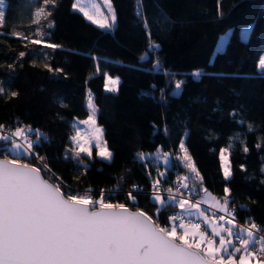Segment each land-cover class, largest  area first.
<instances>
[{
  "label": "trees",
  "instance_id": "trees-1",
  "mask_svg": "<svg viewBox=\"0 0 264 264\" xmlns=\"http://www.w3.org/2000/svg\"><path fill=\"white\" fill-rule=\"evenodd\" d=\"M39 3L6 0L7 23L0 33L19 31L34 37L36 26L30 25L31 13ZM72 3L58 0L52 9L54 28L49 42L62 46L55 51L20 37L0 35V81L6 89L0 94V123L9 129L21 123L31 125L48 136L49 142L36 147L35 152L46 157L55 173L57 179L51 182L62 181L73 190L71 194L91 188L94 199L99 198L100 189H115L118 185L113 203H127L131 209L139 208L154 218L157 205L151 202L148 191L158 172L151 164L146 168L145 163L136 160L138 152H153L159 146L164 152L177 153L180 139L185 138L204 177V187L222 199L225 182L219 150L231 143L234 177L228 187L237 207L236 218L250 217L264 228V173L260 171L264 147H255L264 141V77L256 69L264 53V0H221L222 17L217 14V0H143L150 37L143 27L144 18L135 15L136 0H113L117 13L114 33L99 30L73 10ZM161 13L169 18L167 22ZM41 23L46 25L48 21ZM249 25L254 28L245 43L241 31ZM227 28L231 34L226 52L214 57L219 35ZM44 30L48 31L46 27ZM150 42L159 44L160 50L148 61H139ZM21 51L26 55L18 60ZM36 57L62 72L49 73L35 62ZM157 59L165 71L177 75L154 72L152 65ZM14 62L15 70L10 73L7 65ZM133 65L140 70H134ZM195 70L203 73L199 80L189 75ZM104 72L120 78L118 93L105 91ZM176 80L184 81V85L181 94L172 97L169 94ZM166 83L164 96L169 102L165 106L159 99ZM12 91L18 95L11 97ZM89 92L99 110L97 123L104 128L105 140L114 155L111 162L94 155L91 160L84 157L88 167H75L71 160L64 159L69 148L70 121L88 115L85 100ZM233 110L239 115L232 117ZM241 118L242 125L236 123ZM248 124L254 127L252 132H248ZM153 125L159 134H154ZM237 133L249 148L247 154L239 141L230 140ZM5 155L0 152V157ZM24 162L38 165L35 158ZM241 164L245 170H241ZM181 168L168 171L162 184L181 174ZM134 184L142 192L134 193L137 203L132 205L126 195ZM174 208L170 206L159 214L161 225L166 224Z\"/></svg>",
  "mask_w": 264,
  "mask_h": 264
},
{
  "label": "snow or ice",
  "instance_id": "snow-or-ice-1",
  "mask_svg": "<svg viewBox=\"0 0 264 264\" xmlns=\"http://www.w3.org/2000/svg\"><path fill=\"white\" fill-rule=\"evenodd\" d=\"M57 3L58 0H40L39 6L35 7L30 21V25L36 26L34 37L24 36L19 31L0 35L20 37L53 51L61 48V45L49 42L54 28L50 17ZM220 4L221 0H217V14L222 17ZM102 5L103 8L92 3L93 11H89L80 0H74L72 9L82 13L102 32L114 33L117 13L113 0H102ZM135 15L138 19L144 18L143 27L150 37V21L145 16L143 0H136ZM161 15L164 22L169 20L163 13ZM45 20L48 23L42 25L41 22ZM6 23V0H0V28ZM45 27L48 31L44 30ZM253 28L254 25H249L242 30V42H248ZM230 34L231 30L218 41L214 57L226 52ZM159 50V44L150 42L138 59L146 62L152 53ZM25 55L21 51L18 60ZM44 55L47 56V52ZM44 67L49 73L62 72L61 68L53 69L49 63H45ZM7 68L10 73L14 72L15 62L8 64ZM133 69L140 70L136 65H133ZM256 69L264 77V54L259 56ZM152 70L158 74L177 75L165 71L159 59L153 63ZM189 75L199 80L203 73L194 71ZM103 76L105 91L118 93L120 78H113L108 72H104ZM183 85L184 81L176 80L169 95H180ZM167 86L166 83L160 89L159 102L165 106L169 102L164 96ZM152 87L155 88V85ZM5 91L4 82L0 81V94ZM17 95L15 91L10 93L11 97ZM86 107L88 116L78 121V124L87 127L84 130L76 127L75 134L70 137L73 146L66 149L64 154L65 161L71 160L75 167L84 168L88 167L84 157L93 159V147L95 157L102 161L111 162L114 155L105 140L104 128L97 123L99 110L91 92L87 96ZM230 115L235 117L239 112L233 110ZM236 123L242 125L243 118ZM153 130L154 134L160 132L155 125ZM247 130L252 132L253 125L248 124ZM163 131L164 135L168 134L166 128ZM187 135L185 130V137ZM239 136L237 133L230 140L239 141L243 145V152L247 154L249 148L245 141L239 140ZM44 142H49L48 136L31 125L21 123L9 129L0 123V152L7 153L0 158V264H252L253 261L264 264V258H261L264 256V228L254 220L246 221L245 225L236 220L237 207L234 206V198L228 187L234 177L230 159L233 144L219 150L220 168L225 182L222 199L204 187V177L186 147L185 138L180 139L178 153L164 152L159 146L156 152H138L135 159L145 163L146 168L151 164L158 172V178L152 180L151 202L157 205L154 218L139 208L133 211L127 203H113V192L119 193L118 185L115 189H100L99 198L94 199L91 188L84 194H71L73 190L62 181L52 183V180L57 179L55 173L51 172L46 157L35 152V148ZM255 147L261 149L264 141L258 142ZM8 156L13 158L9 159ZM31 158L37 159L38 165L24 162ZM161 162L165 171H159ZM177 166H182L186 170L185 174H177L173 182L177 186L162 189L167 172ZM240 168L245 170V165L241 164ZM260 171L264 173V163ZM148 175L151 176V173ZM261 183L264 184V180ZM140 191L138 185H132L126 195L127 201L135 205L137 198L134 193L139 194ZM163 193L167 194L166 197ZM200 193L203 195L199 199H192ZM202 204L209 205V208H202ZM170 206L181 211L169 216L168 225H161L158 222L159 214ZM207 212H211V220ZM196 219L201 222H195ZM202 225L210 228L211 234ZM234 241L238 242V247Z\"/></svg>",
  "mask_w": 264,
  "mask_h": 264
},
{
  "label": "rangeland",
  "instance_id": "rangeland-1",
  "mask_svg": "<svg viewBox=\"0 0 264 264\" xmlns=\"http://www.w3.org/2000/svg\"><path fill=\"white\" fill-rule=\"evenodd\" d=\"M73 2H74V0H73ZM80 3H81L83 6L87 7L89 11H93V9L91 8V4H92V3H97L98 5L101 6V8H103L102 0H80ZM76 11H78V10H76ZM246 28H247V27H246ZM230 30H231L230 28H227L224 32H222V33L219 35L218 41H220V39H221L223 36H225L226 33H229ZM243 30H244V28H243ZM241 32H242V31H241ZM218 41H217V43H216V47H217ZM25 42H27V41H25ZM216 47H215V50H216ZM215 50H214V52H215ZM263 54H264V53H263ZM35 62L38 63V64H41V65H44V60H43L42 58H38V57H36ZM195 71H199V70H195ZM113 78H116V77H113ZM87 96H88V95H87ZM87 96H86V100H85V105H86V102H87ZM88 111H89V110H88ZM87 116H88V115H87ZM87 116L84 117V118H74V119H72V120L70 121L71 134H70V136H69V148H71V147L73 146V145L71 144L70 137H71L72 135L75 134V129H76V127H79V128L82 129V130L86 129L87 126L78 124V121L86 119ZM34 138H35V137H34ZM34 138H33V139H34ZM178 149H179V148H178ZM153 152H156V150L153 151ZM145 153H149V152H145ZM177 153H178V152H177ZM93 155L95 156V148H94V147H93ZM11 157H12V156H11ZM97 158H98V157H97ZM99 159H100V158H99ZM181 167H182V166H181ZM159 171H165V168L162 166V162H161V166H160V168H159ZM181 171H182L181 174L178 173L179 175H184L185 172H186V170L183 169V167L181 168ZM208 191H209L210 193H212V195L216 196V195H215L212 191H210L209 189H208ZM80 194H84V193H81V192H80ZM202 195H203V193H200V195H198V196H194V197H195V199H199L200 196H202ZM216 197H217V196H216ZM217 198L220 199L219 197H217ZM150 199H151V194H150ZM203 205L209 206V205H207V204H203ZM174 210H177L178 212L181 211V210H179L177 207H175L172 211H174ZM172 211H171V212H172ZM168 218H169V217H168ZM168 223H169V219L167 220V222H166L165 225H168ZM162 225H164V224H162ZM206 231H207L209 234H211V229H210V228H207V227H206ZM216 239H217V243H218V238H216ZM234 243H236V246H237V247L239 246V244H238L236 241H234ZM238 258H239V254H237V259H238ZM261 258H264V256H262ZM252 264H256V262L253 261Z\"/></svg>",
  "mask_w": 264,
  "mask_h": 264
},
{
  "label": "built area",
  "instance_id": "built-area-1",
  "mask_svg": "<svg viewBox=\"0 0 264 264\" xmlns=\"http://www.w3.org/2000/svg\"><path fill=\"white\" fill-rule=\"evenodd\" d=\"M176 181V178H173V179H170L169 180V182L167 183V185H165V184H162L161 185V188L162 189H167L169 186H173V187H175V186H177L175 183H173V182H175ZM140 192H142V188L140 187ZM148 193L149 194H151L152 193V189H150L149 191H148ZM164 195H165V197H166V193H163ZM185 195L187 196V193H185ZM192 199L193 200H195V197H192ZM202 208H204V209H208L209 208V206H206V205H203L202 204ZM176 213H178V211L177 210H174V211H172L171 212V214H170V216H172V215H175ZM208 216H209V219L211 220V212H207L206 213ZM219 214H222V213H219ZM236 215V214H235ZM236 220H237V222L239 223V224H241V225H245L246 224V221H250V220H252L250 217H246L244 220H239L238 218H236ZM195 222H197V223H200L201 222V220L200 219H196L195 220ZM217 223H219V221L217 220ZM202 227H204V225H202ZM238 243V242H237ZM259 246L257 245L256 246V248H258ZM254 250V249H253ZM262 257V256H261Z\"/></svg>",
  "mask_w": 264,
  "mask_h": 264
},
{
  "label": "water",
  "instance_id": "water-1",
  "mask_svg": "<svg viewBox=\"0 0 264 264\" xmlns=\"http://www.w3.org/2000/svg\"><path fill=\"white\" fill-rule=\"evenodd\" d=\"M0 158H3V157H0ZM10 159V158H9ZM53 183V182H52ZM133 211H135L136 209H132Z\"/></svg>",
  "mask_w": 264,
  "mask_h": 264
},
{
  "label": "crops",
  "instance_id": "crops-1",
  "mask_svg": "<svg viewBox=\"0 0 264 264\" xmlns=\"http://www.w3.org/2000/svg\"><path fill=\"white\" fill-rule=\"evenodd\" d=\"M180 210V209H179ZM204 228L206 229V226H204Z\"/></svg>",
  "mask_w": 264,
  "mask_h": 264
}]
</instances>
